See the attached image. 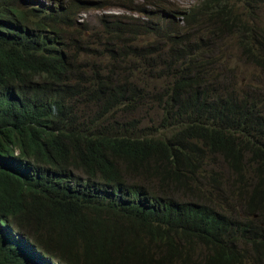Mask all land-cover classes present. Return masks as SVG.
Returning <instances> with one entry per match:
<instances>
[{
	"label": "trees",
	"instance_id": "1",
	"mask_svg": "<svg viewBox=\"0 0 264 264\" xmlns=\"http://www.w3.org/2000/svg\"><path fill=\"white\" fill-rule=\"evenodd\" d=\"M14 1L0 0V264H264V100L220 96L202 24L220 20L263 71L264 0H202L178 29L152 24L163 5L114 0L130 17L103 15L100 38L83 0ZM164 48V120L182 129L100 126L157 96L132 60L145 76Z\"/></svg>",
	"mask_w": 264,
	"mask_h": 264
},
{
	"label": "rangeland",
	"instance_id": "2",
	"mask_svg": "<svg viewBox=\"0 0 264 264\" xmlns=\"http://www.w3.org/2000/svg\"><path fill=\"white\" fill-rule=\"evenodd\" d=\"M38 3L45 5L47 8L53 4L54 1L59 0H35ZM65 2H79V0H63ZM114 0H83V2H87L90 4L89 9L82 13L78 19L82 21L87 26V33L89 36H98L102 37L101 27L99 25V20L103 15H113V16H128L131 13L124 10L121 7V3L116 4L113 2ZM130 1V0H127ZM133 4L136 3L142 5L144 2L148 4L156 3L163 5L162 8L166 9L167 12H163L159 8L153 7L149 9L152 11V24L158 25L161 28H166L167 25L171 24L173 29H178L180 24L179 14L188 12L192 9H197L200 4H202V0H131ZM19 2H27V0H19ZM17 4V0L14 1ZM239 6V4H237ZM106 8V9H105ZM257 18L255 19V25L253 29L257 27H264V7L262 6L261 10L256 13ZM245 15L255 16V12L252 9L251 13H248V8L245 7ZM215 19V18H214ZM216 20V19H215ZM203 27L206 29L205 36L207 39V45L209 48V53L207 56V60L211 58L214 62L210 66V72L216 75L222 83H220L219 88L221 89V97L223 98L224 92L226 94L234 95V98L241 99L242 95H247L249 98L254 99L255 101L264 100V70H260L255 67L252 63H250L242 54V50L239 48V37H236L234 34L228 35L223 23L220 20H211L208 22L206 19L202 21ZM242 25V24H241ZM240 24H237V28L241 27ZM209 29H213L212 32ZM72 31V35H73ZM214 35L215 42L211 41V36ZM200 34L198 33L197 36ZM242 36V35H241ZM244 37V36H243ZM193 42L199 41V39L192 38ZM154 41V40H153ZM204 41V39H203ZM152 44V42H151ZM163 45V44H158ZM153 46L152 48H154ZM150 48V47H149ZM203 48V47H199ZM94 49V48H92ZM159 49H162L161 47ZM196 49V46H189V51H193ZM167 48L164 50H160L158 53L161 55L160 58L156 59V63L154 67L151 69L150 74H146L144 76V72L142 71L139 62L136 60H132V63L135 64L136 74L139 76V80H144L149 83V88L152 92H154L157 96H147L134 103L132 106V111L121 117L112 116L109 118H105L102 120L100 126H108L110 123L114 122L116 119H119V125L117 130L122 129L123 125L128 122H133L136 131H139L140 135H147L158 137L159 134H166L167 138L174 134L175 132L182 129L185 124V120L182 118L181 120L176 119L172 114V118L169 117V120L165 122L166 111H163L164 102L167 101L165 96L166 90L172 84L171 74L172 70H168L166 66V62L168 57L164 56ZM95 64H101L104 62L100 55L95 54V57L91 59ZM109 64V63H108ZM107 64V65H108ZM129 64V62H128ZM196 64V62H194ZM127 65V64H126ZM193 65V64H192ZM132 67V64L130 65ZM129 68H127L128 70ZM142 73V74H141ZM192 73H194L192 69ZM143 83L141 82V85ZM215 87V86H214ZM225 90L224 92L222 91ZM148 93V92H147ZM146 93V94H147ZM161 97V98H159ZM264 106V105H262ZM96 107L92 105H82L80 106V111L83 113L82 116L89 121L90 118L94 117ZM264 109V107H263ZM120 116V115H118ZM165 125L168 127L166 128ZM219 157V156H218ZM216 162L220 164L219 170L226 178H231L232 175L229 174V170L227 169V165L223 161L221 157L216 159ZM250 177V175L248 176ZM243 217V214H242Z\"/></svg>",
	"mask_w": 264,
	"mask_h": 264
}]
</instances>
